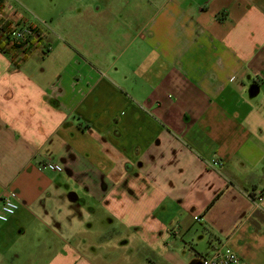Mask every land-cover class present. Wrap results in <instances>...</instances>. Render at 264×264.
<instances>
[{
	"label": "crops",
	"instance_id": "0c3cea01",
	"mask_svg": "<svg viewBox=\"0 0 264 264\" xmlns=\"http://www.w3.org/2000/svg\"><path fill=\"white\" fill-rule=\"evenodd\" d=\"M0 18L42 32L0 42V198L19 204L1 262L134 264L147 240L264 264V0H2Z\"/></svg>",
	"mask_w": 264,
	"mask_h": 264
},
{
	"label": "built area",
	"instance_id": "2783aa9c",
	"mask_svg": "<svg viewBox=\"0 0 264 264\" xmlns=\"http://www.w3.org/2000/svg\"><path fill=\"white\" fill-rule=\"evenodd\" d=\"M1 26V22H0ZM42 32L21 20L12 22L11 30L4 35L3 41L15 43L17 47L26 51L34 46ZM58 169V166H55ZM19 204L13 192H8L0 198V223H5L18 210ZM199 264H241L235 251L227 244L218 242L210 250L199 256Z\"/></svg>",
	"mask_w": 264,
	"mask_h": 264
},
{
	"label": "rangeland",
	"instance_id": "374dc122",
	"mask_svg": "<svg viewBox=\"0 0 264 264\" xmlns=\"http://www.w3.org/2000/svg\"><path fill=\"white\" fill-rule=\"evenodd\" d=\"M28 3L31 2H37L40 3L42 0H26ZM44 1V0H43ZM14 4V3H13ZM22 5V4H21ZM41 8V5L38 6ZM20 9L25 10L24 7L19 6ZM36 23H41L37 20H35ZM153 243L148 242L147 240H143L138 242L137 244H132L128 248V253L130 255H135L138 259L135 261L134 264H141L140 261L141 258H143L144 264H188V253L186 251L188 250H182L181 246H185L184 243H176L175 245L167 246L166 244H155L154 248H152ZM166 246L170 249V254L167 253ZM13 249V248H12ZM10 249V256L13 257L14 251ZM154 250H157V255L154 256L153 252ZM0 264H5L4 262L0 261ZM14 264H25L23 260L22 254L20 255V260L14 262ZM128 264V263H127Z\"/></svg>",
	"mask_w": 264,
	"mask_h": 264
},
{
	"label": "trees",
	"instance_id": "16d2710c",
	"mask_svg": "<svg viewBox=\"0 0 264 264\" xmlns=\"http://www.w3.org/2000/svg\"><path fill=\"white\" fill-rule=\"evenodd\" d=\"M2 4V0H0V6ZM13 19H2L0 18L1 26H0V42H2V39L4 38V35L8 33L11 30L12 27V21ZM11 47H17V44L15 43H7Z\"/></svg>",
	"mask_w": 264,
	"mask_h": 264
},
{
	"label": "water",
	"instance_id": "95a60500",
	"mask_svg": "<svg viewBox=\"0 0 264 264\" xmlns=\"http://www.w3.org/2000/svg\"><path fill=\"white\" fill-rule=\"evenodd\" d=\"M250 94H254V92L250 91Z\"/></svg>",
	"mask_w": 264,
	"mask_h": 264
}]
</instances>
